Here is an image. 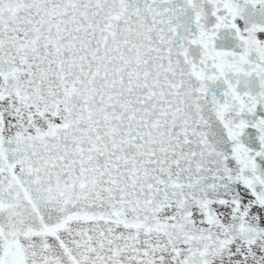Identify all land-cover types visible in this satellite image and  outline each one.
Wrapping results in <instances>:
<instances>
[{"label": "snow or ice", "instance_id": "obj_1", "mask_svg": "<svg viewBox=\"0 0 264 264\" xmlns=\"http://www.w3.org/2000/svg\"><path fill=\"white\" fill-rule=\"evenodd\" d=\"M0 264H264V0H0Z\"/></svg>", "mask_w": 264, "mask_h": 264}]
</instances>
